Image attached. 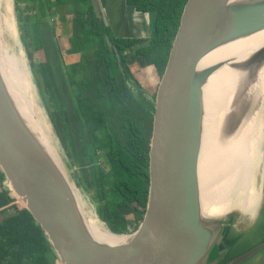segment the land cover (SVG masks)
<instances>
[{
    "label": "water",
    "instance_id": "water-1",
    "mask_svg": "<svg viewBox=\"0 0 264 264\" xmlns=\"http://www.w3.org/2000/svg\"><path fill=\"white\" fill-rule=\"evenodd\" d=\"M91 1L96 15L105 19L99 0ZM263 30L264 0L187 1L156 92L144 217L129 233L110 230L124 236L116 244L92 235L79 200L78 182H71L51 146L29 125L0 70V169L11 196L34 216L60 264L218 263L222 258L219 245L228 243V226L225 217L206 216L203 210L204 87L230 60L209 65H203V60ZM106 39L112 47L107 34ZM263 60L264 45L243 63L233 64L244 70ZM252 104L249 100L240 114L227 117L230 131L253 113ZM262 249L264 240L224 264H242ZM216 252L217 261H209Z\"/></svg>",
    "mask_w": 264,
    "mask_h": 264
},
{
    "label": "trees",
    "instance_id": "trees-1",
    "mask_svg": "<svg viewBox=\"0 0 264 264\" xmlns=\"http://www.w3.org/2000/svg\"><path fill=\"white\" fill-rule=\"evenodd\" d=\"M15 1L36 85L61 149L68 161L78 164L79 187L83 192L95 187L98 214L111 231H133L148 202L157 90L151 94L142 85L126 52L137 64L144 58L161 78L188 0H127L148 14L149 37L115 36L91 0ZM57 5H64L71 18L52 17L50 22L48 15L53 16ZM59 23L66 24L68 35L57 34ZM39 50L43 60L35 64ZM72 54L79 58L70 61ZM213 57L214 51L203 65L213 63ZM210 78L204 87V119ZM0 183V264H60L30 211L12 205L15 198L1 169Z\"/></svg>",
    "mask_w": 264,
    "mask_h": 264
},
{
    "label": "bare ground",
    "instance_id": "bare-ground-1",
    "mask_svg": "<svg viewBox=\"0 0 264 264\" xmlns=\"http://www.w3.org/2000/svg\"><path fill=\"white\" fill-rule=\"evenodd\" d=\"M14 4L15 0H0V70L29 125L41 128L45 121L37 113L30 90L15 79L12 65L14 51L11 48L13 37H7L2 20L3 15H15ZM263 45L264 30L214 51L213 63L223 59L230 62L209 80L201 147V190L205 192V189L219 185L212 194L203 196L206 216L224 215L238 208L249 217H254L259 208V169L262 170L264 158V111L251 113L249 117L243 118L237 129L231 131L227 117L232 113L240 114L243 105L249 100L254 104L259 99L264 102V60L244 70L234 66L243 63ZM26 62L32 71L27 58ZM50 148L55 156L52 146ZM81 200L89 230L95 238L111 244L124 240V236L112 234L99 225L95 215L85 206L82 195Z\"/></svg>",
    "mask_w": 264,
    "mask_h": 264
},
{
    "label": "rangeland",
    "instance_id": "rangeland-1",
    "mask_svg": "<svg viewBox=\"0 0 264 264\" xmlns=\"http://www.w3.org/2000/svg\"><path fill=\"white\" fill-rule=\"evenodd\" d=\"M115 8L116 7H113L111 8V11H109V19L110 16L115 13L114 11ZM14 10H15V15L13 17L3 15L2 20L4 21V25L7 30V37L10 36L13 37L11 48L14 51V61L12 65L14 68L13 70L15 73V79L18 80L22 85L26 86L27 89L30 90L31 95L33 96V102L37 110V113L41 114L45 121L46 125L43 124L41 125V128H37L38 132L41 134V136H43V138L45 137L48 144L52 146V149L55 152L54 154L57 160L61 164V167L63 168L67 176L70 178L71 182L77 183V177L80 176V170L78 164L73 161H68L63 152V149H61L62 147L60 145L58 136L55 133L54 125L48 113L46 112L47 110L44 105V100L39 92L36 82L34 81L32 71H30L27 65L26 58L30 64V60L28 56L29 50L27 51L26 47L23 46L24 43H23V38L21 36L22 30H21V21L19 17V8L18 5L16 6V1L14 4ZM135 11H136L135 9H131L128 12L130 18L127 17L125 19V23L127 24V27L124 28L121 27L119 30L125 31L124 33H127L128 36L131 35L132 37H149L151 35V25L148 14L142 12L139 13ZM104 17H105V13H104ZM104 20L106 24L109 22L108 19H104ZM119 22L123 26H126L123 20H121L120 18H119ZM112 27L113 29L111 30H114V26ZM115 33H116L114 34L115 36L122 35V33L120 34H117V32ZM59 35H65V32L60 33ZM31 49L33 50V48ZM126 53L128 58L130 59V64H133L132 66H134L135 73L138 76V79L141 81L142 85L151 94L155 93L158 88V84L160 82V77L155 67L153 65L147 64L144 58L143 59L140 58V62L139 64H137L135 63V61H133V59H131L130 51L127 50ZM34 57L35 58H33V60L35 61V64L40 63L43 60V51L42 50L36 51ZM260 110L261 112L264 111V102L263 101L261 102V99H259L258 102H255V104L253 103L252 107L250 108V111L253 112V114H256V112H259ZM259 176L261 179L260 188H259L261 193L260 194L261 201L260 203H258L259 208L254 217H249V215L243 213L238 208H233L224 215L211 216L214 218H222V216L225 217V219H227V226H228V230L226 233V240L228 243L227 245H225V243L219 245V249L217 248L219 250V253L222 254L221 256L222 258L218 260L217 264H224V262L230 260L235 255L250 248L257 242L264 240V158L262 161V170L261 168L259 169ZM218 185L219 184H216L212 188L209 187L208 189H205V192L203 191L202 198L206 194L209 193L212 194L218 188ZM88 189L90 191L83 192L79 187L81 193L77 190L83 211L85 208L83 207L82 204L81 195H82V199H84L85 206L95 215V219L97 220V223L102 227H105L109 232H111L107 224L100 218L98 214L99 206L96 197H94L95 187L90 185ZM203 202H204V198H203ZM13 205L15 207L22 206L20 201L16 199L14 200ZM130 227L134 228V224L132 222L130 223ZM111 233L115 234L113 232ZM125 235H127L125 236V238L128 237V234ZM219 253L216 252L215 254H213L209 261L216 260L218 258L217 255ZM242 264H264V252L262 253L259 252L255 254L253 257H251Z\"/></svg>",
    "mask_w": 264,
    "mask_h": 264
},
{
    "label": "crops",
    "instance_id": "crops-1",
    "mask_svg": "<svg viewBox=\"0 0 264 264\" xmlns=\"http://www.w3.org/2000/svg\"><path fill=\"white\" fill-rule=\"evenodd\" d=\"M99 2L101 4V7L103 8V12L105 13V19L109 20L107 25L111 29H113L112 26H114V30H111V31L114 34H116L115 32H117V34L122 33V35H117V36H120V37H130L131 35L128 36L127 33H124L125 31H120L119 29L121 27L122 28L127 27V24L125 23V19L127 17H129L128 12L131 9H135V8L130 6V5H128L127 0H99ZM113 7H116L115 10H114L115 13L110 16V19H111V21H110V19H109V11H111V8H113ZM135 12H139V11L136 10ZM139 13H141V12H139ZM49 15H50L51 19L53 17L55 20H59V18L61 16H63V15H65L67 19L71 18V14L66 13V7L64 5L55 6L53 8V16H51V13H49ZM119 18L121 20H123V22L125 23L126 26H123L119 22ZM116 30H118V31H116ZM64 32H65V35H68L70 31L66 27V24L59 23L58 26H57V34L64 33ZM68 57H69L70 61L77 60L79 58L78 54H72V55H69ZM0 190H1V183H0Z\"/></svg>",
    "mask_w": 264,
    "mask_h": 264
},
{
    "label": "flooded vegetation",
    "instance_id": "flooded-vegetation-1",
    "mask_svg": "<svg viewBox=\"0 0 264 264\" xmlns=\"http://www.w3.org/2000/svg\"><path fill=\"white\" fill-rule=\"evenodd\" d=\"M12 205H13V203H12ZM260 252H261V253L264 252V249H262Z\"/></svg>",
    "mask_w": 264,
    "mask_h": 264
},
{
    "label": "built area",
    "instance_id": "built-area-1",
    "mask_svg": "<svg viewBox=\"0 0 264 264\" xmlns=\"http://www.w3.org/2000/svg\"><path fill=\"white\" fill-rule=\"evenodd\" d=\"M5 184H6V182H5Z\"/></svg>",
    "mask_w": 264,
    "mask_h": 264
}]
</instances>
